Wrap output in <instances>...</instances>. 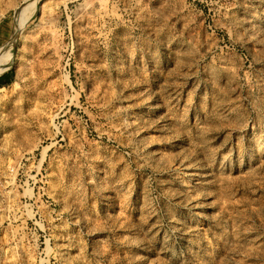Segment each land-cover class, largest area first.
Instances as JSON below:
<instances>
[{"label": "rangeland", "instance_id": "obj_1", "mask_svg": "<svg viewBox=\"0 0 264 264\" xmlns=\"http://www.w3.org/2000/svg\"><path fill=\"white\" fill-rule=\"evenodd\" d=\"M0 0V264H264V0Z\"/></svg>", "mask_w": 264, "mask_h": 264}, {"label": "bare ground", "instance_id": "obj_2", "mask_svg": "<svg viewBox=\"0 0 264 264\" xmlns=\"http://www.w3.org/2000/svg\"><path fill=\"white\" fill-rule=\"evenodd\" d=\"M38 0H29V2L25 3L23 7H21L19 14H18V23L24 24L28 18L34 13ZM9 60L2 62L0 59V75L6 69V65L8 64Z\"/></svg>", "mask_w": 264, "mask_h": 264}, {"label": "crops", "instance_id": "obj_3", "mask_svg": "<svg viewBox=\"0 0 264 264\" xmlns=\"http://www.w3.org/2000/svg\"><path fill=\"white\" fill-rule=\"evenodd\" d=\"M2 81L4 84H8L10 82V80L8 79L7 75H5L3 78H2Z\"/></svg>", "mask_w": 264, "mask_h": 264}, {"label": "trees", "instance_id": "obj_4", "mask_svg": "<svg viewBox=\"0 0 264 264\" xmlns=\"http://www.w3.org/2000/svg\"><path fill=\"white\" fill-rule=\"evenodd\" d=\"M0 85H4L2 78H0Z\"/></svg>", "mask_w": 264, "mask_h": 264}]
</instances>
